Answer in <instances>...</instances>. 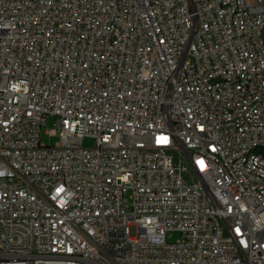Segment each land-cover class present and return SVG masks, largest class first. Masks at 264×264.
Returning <instances> with one entry per match:
<instances>
[{
	"label": "built area",
	"instance_id": "obj_1",
	"mask_svg": "<svg viewBox=\"0 0 264 264\" xmlns=\"http://www.w3.org/2000/svg\"><path fill=\"white\" fill-rule=\"evenodd\" d=\"M0 264H264V0H0Z\"/></svg>",
	"mask_w": 264,
	"mask_h": 264
},
{
	"label": "rangeland",
	"instance_id": "obj_2",
	"mask_svg": "<svg viewBox=\"0 0 264 264\" xmlns=\"http://www.w3.org/2000/svg\"><path fill=\"white\" fill-rule=\"evenodd\" d=\"M54 129H55V119H50L46 124V129L42 130V133H41L42 143H44L47 146H51V147L56 145V143L58 142V138L57 137H49L48 135H46V131H53ZM84 145L91 146V145H93V141L90 139H86L84 141ZM179 238H180L179 233H172V234H169V236H168L169 241H176Z\"/></svg>",
	"mask_w": 264,
	"mask_h": 264
}]
</instances>
